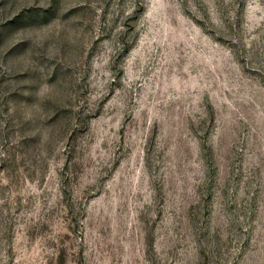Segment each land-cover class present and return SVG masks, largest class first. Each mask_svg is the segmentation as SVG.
Wrapping results in <instances>:
<instances>
[{"label":"rangeland","instance_id":"rangeland-1","mask_svg":"<svg viewBox=\"0 0 264 264\" xmlns=\"http://www.w3.org/2000/svg\"><path fill=\"white\" fill-rule=\"evenodd\" d=\"M0 264H264V0H0Z\"/></svg>","mask_w":264,"mask_h":264}]
</instances>
